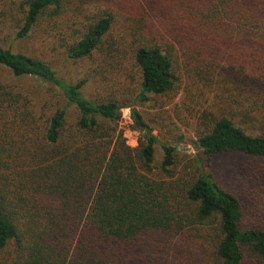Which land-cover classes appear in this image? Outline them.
Instances as JSON below:
<instances>
[{
    "label": "trees",
    "instance_id": "obj_1",
    "mask_svg": "<svg viewBox=\"0 0 264 264\" xmlns=\"http://www.w3.org/2000/svg\"><path fill=\"white\" fill-rule=\"evenodd\" d=\"M82 15L67 58L100 54L130 89L88 100L86 79L0 47V264H264V219L248 220L210 171L230 153L264 160V0H0L14 41ZM181 89L198 134L180 169L167 143L155 162L159 141L135 105ZM123 108L134 148L111 126Z\"/></svg>",
    "mask_w": 264,
    "mask_h": 264
},
{
    "label": "rangeland",
    "instance_id": "obj_2",
    "mask_svg": "<svg viewBox=\"0 0 264 264\" xmlns=\"http://www.w3.org/2000/svg\"><path fill=\"white\" fill-rule=\"evenodd\" d=\"M83 16L72 17L73 20L69 21L64 18L57 27L49 22L41 23L29 38L20 41H14V29L11 23H7L4 27L0 26V47L10 48L14 52L44 61L57 73L59 79L67 83L86 79L82 94L88 100L121 96L125 90L130 89L129 80L111 72L100 54L81 61H71L67 58L66 49L76 37L74 32L81 29L85 23ZM1 76L8 81L13 80L8 74ZM15 82L28 93L35 94L39 91V94L47 96L50 100L60 101L58 92L45 84L40 85L31 79ZM39 88L49 90L45 93ZM193 100L181 89L174 97H151L150 101L135 105L159 141L154 156L157 164L162 159L161 144L164 143L176 148L180 169L190 160L192 162L197 155L193 145L198 134V122L197 118H194L197 106L193 104ZM199 103L206 106L203 99H200ZM75 115L74 108L67 109L68 121H74ZM111 126H115V138L121 133L129 147H136L140 134L131 127L129 109L123 108L120 120ZM214 160L210 171L223 188L237 195L247 219H264V160L254 161L238 153L226 154Z\"/></svg>",
    "mask_w": 264,
    "mask_h": 264
}]
</instances>
